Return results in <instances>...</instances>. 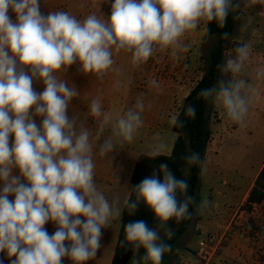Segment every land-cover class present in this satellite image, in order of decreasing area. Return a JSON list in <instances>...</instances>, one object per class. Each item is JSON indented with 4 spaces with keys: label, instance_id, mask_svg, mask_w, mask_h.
I'll use <instances>...</instances> for the list:
<instances>
[{
    "label": "clouds",
    "instance_id": "1",
    "mask_svg": "<svg viewBox=\"0 0 264 264\" xmlns=\"http://www.w3.org/2000/svg\"><path fill=\"white\" fill-rule=\"evenodd\" d=\"M256 4L264 0H247L249 7ZM240 7V0H114L107 19L91 13L80 20L63 10L44 15L40 0H0V253L15 257L11 264H62L65 257L87 264L102 247L103 230L125 209L135 215L141 203L156 225L129 221L121 246L132 249V264H162L171 252L166 240L174 236L168 222L192 217L195 199L188 194V180L161 163L131 187L134 198L125 197L123 208L118 196L109 199L95 181L93 140L100 157L113 162L144 126V98L115 117L99 97L93 99L89 115L95 128H90L78 115L69 116L70 102L80 93L61 76L79 64L83 74L103 79L119 71L113 68L114 54L121 52L131 54L137 67L158 51L175 56L186 33L201 22L223 28ZM233 51L217 65L216 84L198 95L243 124L252 99V87L242 78L251 44L238 43ZM256 76L264 77V70ZM34 81L43 83L42 92L34 89ZM149 84L159 87L155 80ZM185 115L194 119L196 109L188 105ZM172 123L183 127L176 116ZM165 148L164 142L152 144L146 156L155 159ZM183 159L190 166L203 163L197 152ZM49 221L56 225L51 235L44 227ZM141 248L144 255L137 258Z\"/></svg>",
    "mask_w": 264,
    "mask_h": 264
},
{
    "label": "rangeland",
    "instance_id": "2",
    "mask_svg": "<svg viewBox=\"0 0 264 264\" xmlns=\"http://www.w3.org/2000/svg\"><path fill=\"white\" fill-rule=\"evenodd\" d=\"M95 1H76L75 3L81 6V16H76L77 9L70 11V14H74L77 19L83 20L88 15L87 12L90 11V13L104 16L107 19L111 14V5L114 0H107V6L101 9L99 3ZM64 3L61 0L55 5L60 8ZM240 3L241 7L233 13L235 27L233 34L228 38L225 57L234 54L233 50L238 43L247 42L251 44V57L242 73V78L247 81L250 79L248 83L253 86L255 83L254 75L250 72L249 67L255 65L260 70H264V4L249 7L247 6V0H240ZM41 5L42 3H40ZM86 5L89 8H86ZM204 24L205 22H201L195 31L202 29ZM190 39L192 41L189 46L190 49L186 54H182L181 58H175L171 50L158 51L146 63L137 67L132 64L131 54L121 52L114 54L115 64L113 68L119 71H109L103 79H99L92 74H83L79 70V64L70 66L64 76H61L70 85H74L80 93L70 102L69 116L78 115L86 121L87 126L90 128H95V121L89 115V105L93 99L99 97L104 110L112 113L114 117L132 107L138 97L142 96L145 100L144 126L136 133L133 142L126 144L113 162L110 157H100L96 141L93 140L95 174L100 175V178H95L97 187L106 196L114 188L121 189L122 198L120 201L122 208L124 198L131 192V177H128L130 168L128 167L131 166L136 157L141 154L146 155L149 146L158 142L166 144L162 154H171L177 138V133L173 130L172 117L177 116L186 106V98L184 99V95H179L178 85L184 84V82H181L182 77L184 75L189 77L186 89L190 90L209 66L210 52L217 42V36L213 35L207 39L197 36L195 38L190 37ZM159 75L169 78L173 83L158 82L156 77ZM260 79L264 82L263 77H260ZM151 80L157 81L159 87L150 86L149 82ZM33 87L37 92L44 90L43 83L39 81H34ZM175 94H177L176 107L171 114V120H166L163 126L154 124L152 103L156 99L163 100V97L164 99L171 97V103L169 100L167 106L173 110L172 103ZM209 110L211 114L210 126L213 124V127L218 128V133L221 136V148L218 151L217 161L202 165L198 191L201 202L196 210V217L198 215L202 216V220L199 222V229L196 227L195 220L194 226L191 224L187 232L177 242L168 264H203L198 254L199 240L208 233L216 231L218 229L215 227L217 222L223 221L222 224L226 225L236 215H241V212L245 211L243 209L246 208L243 205L236 215H231V218L222 220L223 215L221 212L223 210H210V205L213 206L215 203L223 202L225 200L224 195L229 194L230 185L237 187L238 192L233 193V197L237 201L240 200L264 162V104L262 102H259L256 98L253 99L252 96L249 111L243 124L231 121L224 109L216 103H211ZM253 113H256L254 118L251 116ZM36 119L39 124L41 118L37 117ZM121 165L124 167H121ZM14 174L18 175L19 173L16 171ZM1 185L2 182H0ZM203 201L207 203L201 207ZM257 207L256 210L250 209L241 215L238 224L233 225V231L230 232L231 236L228 241L218 249L210 264H230L226 258H221L224 251H233V254H235V251H241V247L246 246L248 239L254 243V246L261 241L264 229H259L260 226L256 224V221H264L262 217L264 204ZM261 213H263L262 216ZM121 223L122 217L114 220L112 227L108 228L107 231L103 230L102 247L99 249L96 258L88 261L87 264H111L113 248L117 242L116 235L119 234ZM44 227L50 235L56 230V227H52L49 222ZM161 235L163 236V232H161ZM137 258H139L138 254ZM62 264H72V261L65 257ZM130 264H132V260Z\"/></svg>",
    "mask_w": 264,
    "mask_h": 264
},
{
    "label": "trees",
    "instance_id": "3",
    "mask_svg": "<svg viewBox=\"0 0 264 264\" xmlns=\"http://www.w3.org/2000/svg\"><path fill=\"white\" fill-rule=\"evenodd\" d=\"M234 17L233 13L227 18L226 25L221 28L218 27L215 21L207 23L205 39L216 35L217 42L210 52V63L203 74L202 78L197 82L194 88L190 91L185 99V108H183L177 115L179 121L183 122V127L173 125V130L177 133V138L171 154H161L155 159H151L146 155H141L135 165L131 176V187L140 183V181L150 176L154 169H157L161 163H167L178 178L187 179L189 182L188 194L193 196L195 203L190 206L192 212L191 219H186L177 224L174 220L168 222V226L173 229L174 236L170 240H166L171 245V252L166 253L163 257L162 264H168L171 254L175 251V245L183 237V235L190 228L192 222L196 217V210L201 199L199 196L200 176L202 165L205 161V155L208 143L212 137V129L210 126L211 114L209 106L212 102L206 101L199 97L201 89L213 86L220 77V71L217 65L222 63L225 59V54L228 48V38L234 32ZM228 33L227 39L223 38V34ZM188 105H192L196 109L195 118H189L185 115V109ZM191 152L199 153L202 164L188 165L183 157ZM162 179V175H161ZM131 195L132 194L130 192ZM264 202V166L260 171L255 185L249 193L245 207L251 209L252 204H262ZM144 220L150 227L156 225L153 213L143 203H141L135 215L129 216L127 210L123 211L121 228L112 258L111 264H130L133 259V251L128 246H121L124 240V225L129 221ZM145 250L141 248L138 256L144 255Z\"/></svg>",
    "mask_w": 264,
    "mask_h": 264
},
{
    "label": "crops",
    "instance_id": "4",
    "mask_svg": "<svg viewBox=\"0 0 264 264\" xmlns=\"http://www.w3.org/2000/svg\"><path fill=\"white\" fill-rule=\"evenodd\" d=\"M59 1H61V0H40V3H42L41 12L44 15H47L50 11H57V9L58 10L60 9V10H63V11L69 12V13H70V11L77 9L78 12H77L76 16H81V14H80V7L81 6L79 4L75 3L76 1H80V0H66V1L63 0L65 3L63 6L61 5L60 8L55 5V3H59ZM86 1H88V0H86ZM95 2L99 3V8L101 9L102 7L107 6L108 1L107 0H96ZM95 5L97 6V4H95ZM86 8H89V7L86 5ZM87 13H88V15L91 14L90 11H88ZM9 15L12 17L13 20H15V14L14 13H11V11H10ZM206 27H207V23L204 24V27L202 29L197 30V32L194 31V32L186 33L181 39L182 47L177 50L176 55L174 57L175 58H181L182 54H186L188 52V50L190 49L189 46L192 44V41H190L191 40L190 37L195 38V37L199 36L201 38H205ZM249 70L254 75L253 78L255 81L254 85L251 86L253 99L256 98V99H258L259 102H262L264 104V82L262 79L257 78V76H256L257 71L260 69H259V67L252 65V67L251 66L249 67ZM156 79L158 80V82H161L164 84L166 82L173 83V81H171L169 78H165L162 75L157 76ZM200 79H198V81ZM188 80H189V77L187 75H184L181 79V82H184V84L178 85L179 86V95H184V99L188 96L190 91L197 84L196 83L190 90H187L186 87L188 85H186V83ZM248 81H250V79H248ZM170 98L171 97H169V99L168 98L164 99V97H163V100L156 99L155 102L152 103L151 109L153 110V113H154V116H153L155 119L154 124H158V125L163 126V125H165L166 120H171V114L174 112V109L176 107L177 94H175L173 96V103H172L173 110L171 108H169V106H167ZM170 103H171V100H170ZM251 116L253 118L256 117V113H253ZM211 129H212V137H211L210 142L208 143L206 155H205V161L203 164L214 163L215 161H217L218 151L221 148V136L218 133V128L213 127V124H211ZM141 155H143V154H141ZM141 155H138L136 157V159L132 162L131 166L128 167V168H130V172L128 174V177L132 176L135 165H136V163H137V161ZM263 166H264V162H263V165L260 167L258 173L256 174L254 180L252 181L250 186L247 188V190L244 192V194L240 200L237 201L233 197V195H234L233 193L238 192L237 187L235 185H230L229 194L224 195L225 200H223V202L221 201V202L215 203L213 206L210 205L209 209L213 210V211H218L219 209L223 210L221 212V214L223 215L221 218L222 220L229 219V218H231V215H235L238 212V210H240V208L247 203L249 193L252 190V188L254 187L256 179H257L260 171L262 170ZM121 167H124V166L121 165ZM96 177L100 178V175L95 174V178ZM130 186H131V184H130ZM0 188H2V185L0 186ZM129 195H130V193L127 196H129ZM113 196H118L121 199L122 198L121 189L114 188L112 190V192L107 197L109 199H111ZM9 199L14 200L15 198L13 196V199H12V195H10ZM263 204H264V202L262 204H252L251 209L256 210L258 208L257 206L261 207V206H263ZM243 210L249 211L250 209L245 208ZM245 211H243V212H245ZM262 214L263 213H261V216H262ZM201 217L202 216L198 215V217H195L194 221L192 222V224L194 226V223L196 220L195 224H196L197 229H199L198 228L199 222H201V220H202ZM262 217L264 219V214ZM222 222H219V223L217 222L215 224V227L219 228L220 226H222L223 225ZM49 223L52 225V227L53 226L56 227V225L53 222L49 221ZM256 224H259L258 225V226H260L259 229H264V221L263 220L262 221H259V220L256 221ZM111 227H112V223H111L109 228H111ZM105 230L107 231L108 228H106ZM116 236H117V240H118L119 234H117ZM248 240L249 241H248V243H246V246H244V247L242 246L241 247L242 250L237 251L241 254H239V253L237 254L236 251H235V254H233V251H231V252H227V251L225 252L224 251L223 255H221V258L222 259L226 258V260L230 264H264V234H263V238H261V241L258 242L256 246H254V243H252V241H250V239H248ZM116 244H117V242L115 243V247L113 248V255H114V251L116 248ZM226 254H227V256L225 257ZM229 255L231 257H228ZM14 259H15V257H12L11 259H9L6 255V253H0V261H2V264H11V260H14Z\"/></svg>",
    "mask_w": 264,
    "mask_h": 264
},
{
    "label": "built area",
    "instance_id": "5",
    "mask_svg": "<svg viewBox=\"0 0 264 264\" xmlns=\"http://www.w3.org/2000/svg\"><path fill=\"white\" fill-rule=\"evenodd\" d=\"M245 212H241V215ZM236 215V214H235ZM241 215L235 216L228 224L220 226L216 231L208 233L199 240L198 254L203 264H210L218 252L229 239L233 225L238 224Z\"/></svg>",
    "mask_w": 264,
    "mask_h": 264
}]
</instances>
